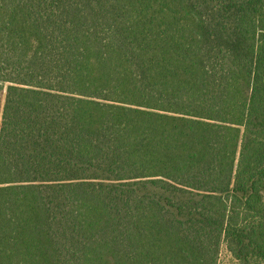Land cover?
<instances>
[{
	"label": "trees",
	"instance_id": "16d2710c",
	"mask_svg": "<svg viewBox=\"0 0 264 264\" xmlns=\"http://www.w3.org/2000/svg\"><path fill=\"white\" fill-rule=\"evenodd\" d=\"M0 264H264V0H0Z\"/></svg>",
	"mask_w": 264,
	"mask_h": 264
},
{
	"label": "rangeland",
	"instance_id": "374dc122",
	"mask_svg": "<svg viewBox=\"0 0 264 264\" xmlns=\"http://www.w3.org/2000/svg\"><path fill=\"white\" fill-rule=\"evenodd\" d=\"M4 95H5V85H3V88L0 87V120H1L2 106L4 102ZM217 264H239V261L231 255V253L227 250L225 244H222Z\"/></svg>",
	"mask_w": 264,
	"mask_h": 264
}]
</instances>
